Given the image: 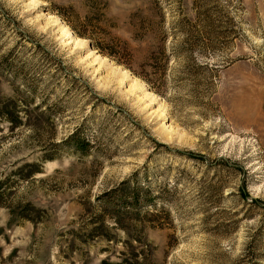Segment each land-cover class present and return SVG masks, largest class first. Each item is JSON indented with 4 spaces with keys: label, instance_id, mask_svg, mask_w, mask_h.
Returning a JSON list of instances; mask_svg holds the SVG:
<instances>
[{
    "label": "rangeland",
    "instance_id": "374dc122",
    "mask_svg": "<svg viewBox=\"0 0 264 264\" xmlns=\"http://www.w3.org/2000/svg\"><path fill=\"white\" fill-rule=\"evenodd\" d=\"M0 264H264V0H0Z\"/></svg>",
    "mask_w": 264,
    "mask_h": 264
},
{
    "label": "trees",
    "instance_id": "16d2710c",
    "mask_svg": "<svg viewBox=\"0 0 264 264\" xmlns=\"http://www.w3.org/2000/svg\"><path fill=\"white\" fill-rule=\"evenodd\" d=\"M1 109H3L5 111V113H6L5 115H11L10 112H9V111H11L9 107L1 108ZM11 119L12 120H16V118H14L13 116H11ZM83 143H85V142H83ZM83 143H82V146L85 147V145Z\"/></svg>",
    "mask_w": 264,
    "mask_h": 264
},
{
    "label": "bare ground",
    "instance_id": "6f19581e",
    "mask_svg": "<svg viewBox=\"0 0 264 264\" xmlns=\"http://www.w3.org/2000/svg\"><path fill=\"white\" fill-rule=\"evenodd\" d=\"M77 41H78L79 43H83V42H85L86 40H85V39H77Z\"/></svg>",
    "mask_w": 264,
    "mask_h": 264
}]
</instances>
